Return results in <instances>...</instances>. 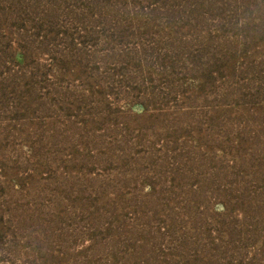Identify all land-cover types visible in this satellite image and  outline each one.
I'll return each mask as SVG.
<instances>
[{"label":"rangeland","instance_id":"rangeland-1","mask_svg":"<svg viewBox=\"0 0 264 264\" xmlns=\"http://www.w3.org/2000/svg\"><path fill=\"white\" fill-rule=\"evenodd\" d=\"M0 264H264V0H0Z\"/></svg>","mask_w":264,"mask_h":264}]
</instances>
